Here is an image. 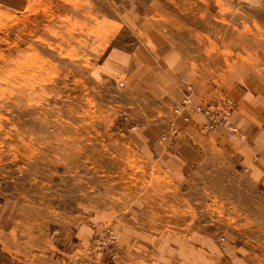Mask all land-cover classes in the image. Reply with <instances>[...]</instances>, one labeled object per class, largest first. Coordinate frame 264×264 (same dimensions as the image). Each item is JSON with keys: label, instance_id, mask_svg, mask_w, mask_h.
Here are the masks:
<instances>
[{"label": "rangeland", "instance_id": "374dc122", "mask_svg": "<svg viewBox=\"0 0 264 264\" xmlns=\"http://www.w3.org/2000/svg\"><path fill=\"white\" fill-rule=\"evenodd\" d=\"M0 264H264V0H0Z\"/></svg>", "mask_w": 264, "mask_h": 264}, {"label": "built area", "instance_id": "2783aa9c", "mask_svg": "<svg viewBox=\"0 0 264 264\" xmlns=\"http://www.w3.org/2000/svg\"><path fill=\"white\" fill-rule=\"evenodd\" d=\"M223 107H225V108H227V109L229 108V106L226 105V104H224ZM223 107H222V108H223ZM197 110H198V111L202 110V107H197ZM221 111H222L223 119H226V118H227V115H228V112H227L226 110H223V109H221ZM208 112H209V110L206 109V113H208Z\"/></svg>", "mask_w": 264, "mask_h": 264}]
</instances>
